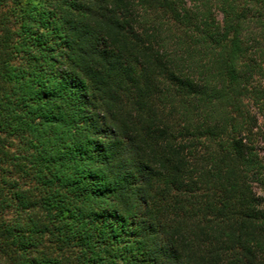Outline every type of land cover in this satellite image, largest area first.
<instances>
[{
    "label": "trees",
    "instance_id": "trees-1",
    "mask_svg": "<svg viewBox=\"0 0 264 264\" xmlns=\"http://www.w3.org/2000/svg\"><path fill=\"white\" fill-rule=\"evenodd\" d=\"M264 0H0V264H264Z\"/></svg>",
    "mask_w": 264,
    "mask_h": 264
},
{
    "label": "rangeland",
    "instance_id": "rangeland-1",
    "mask_svg": "<svg viewBox=\"0 0 264 264\" xmlns=\"http://www.w3.org/2000/svg\"><path fill=\"white\" fill-rule=\"evenodd\" d=\"M262 81L264 82V77L262 78ZM263 143H264V141H263Z\"/></svg>",
    "mask_w": 264,
    "mask_h": 264
}]
</instances>
